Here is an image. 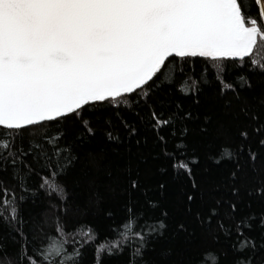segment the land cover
I'll return each instance as SVG.
<instances>
[{"label":"trees","instance_id":"obj_1","mask_svg":"<svg viewBox=\"0 0 264 264\" xmlns=\"http://www.w3.org/2000/svg\"><path fill=\"white\" fill-rule=\"evenodd\" d=\"M235 4L246 53L0 123V264H264V9Z\"/></svg>","mask_w":264,"mask_h":264},{"label":"water","instance_id":"obj_2","mask_svg":"<svg viewBox=\"0 0 264 264\" xmlns=\"http://www.w3.org/2000/svg\"><path fill=\"white\" fill-rule=\"evenodd\" d=\"M235 0H0V123L130 91L173 53H246Z\"/></svg>","mask_w":264,"mask_h":264},{"label":"rangeland","instance_id":"obj_3","mask_svg":"<svg viewBox=\"0 0 264 264\" xmlns=\"http://www.w3.org/2000/svg\"><path fill=\"white\" fill-rule=\"evenodd\" d=\"M262 7L264 9V0H261Z\"/></svg>","mask_w":264,"mask_h":264}]
</instances>
